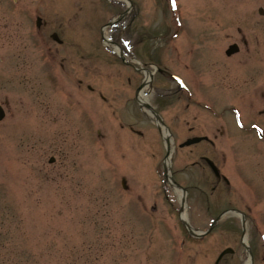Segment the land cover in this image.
Instances as JSON below:
<instances>
[{
    "label": "rangeland",
    "instance_id": "1",
    "mask_svg": "<svg viewBox=\"0 0 264 264\" xmlns=\"http://www.w3.org/2000/svg\"><path fill=\"white\" fill-rule=\"evenodd\" d=\"M133 1L135 21L130 13L108 31L139 46L140 59L127 65L104 50L101 36L123 2L0 0V103L8 112L0 122V264H246L244 243L252 247L253 264H264V141L240 133L237 144L247 150L226 162L219 153L231 143L218 133L231 121L223 117L227 105L256 91L261 100L264 0H179L187 26L175 43L167 39L178 28L167 1ZM37 15L45 22L40 29ZM54 31L63 44L51 38ZM196 33L206 36L203 49L213 45L223 56L206 51L210 72L199 93L218 112L195 103L188 108L166 72L155 74L146 90L178 144L207 134L219 148L202 142L175 151L171 173L188 190L189 217L204 229L212 217L240 209L246 234L232 213L205 238L188 234L176 193L161 183L163 132L137 99L138 61L197 79L184 69L189 53L174 49L190 46ZM236 41L242 51L229 58L225 50ZM211 57L224 62L214 67ZM250 94L246 112L257 114L264 105ZM202 155L213 156L234 186L213 191L211 172L193 165ZM228 248L234 252L219 263Z\"/></svg>",
    "mask_w": 264,
    "mask_h": 264
},
{
    "label": "flooded vegetation",
    "instance_id": "2",
    "mask_svg": "<svg viewBox=\"0 0 264 264\" xmlns=\"http://www.w3.org/2000/svg\"><path fill=\"white\" fill-rule=\"evenodd\" d=\"M44 26H45V24H44ZM240 31H241V29H240ZM191 37H193V38L191 40V45L190 46L186 47L184 43H183V45H181V48H182L183 51L188 52L189 54H192V56H193L192 59H191L192 65H186L184 69L185 70L188 69V70H190L191 73H193L194 75H197V79H193L191 77L189 79L192 82L194 89L197 92L200 93L205 88L204 87V82H205L204 81V76L208 73V71L210 72V66L206 65V64L203 65V63H204L203 59L206 58V57L209 58V55L207 54L206 51L210 50V51L214 52L216 55H220V56H222V54H221V52L218 51V49L214 48L213 45H210L209 47H206V48L203 49V42H204V38L206 36L197 35V33H196V35L193 34V35H191ZM242 42H243L244 47L249 46L248 39L243 34H242ZM234 43L237 44V46H238V50L234 54L228 55V51H227L228 47L225 50V54L229 58L237 56L242 51L240 43H238L237 41L234 42ZM234 43H232V45ZM221 61L224 62V59L223 58L213 59L211 57V60H209V63L213 64L214 67H215L218 64H221ZM244 62H245V60L241 59L240 63L243 64ZM227 63H229L232 66V62H227ZM236 63L233 62L234 65H236ZM162 71L166 72L167 74L169 73V76L172 78L171 74H173V73L169 72L168 67L163 68ZM182 78L184 79L185 84L187 85V87L186 88H182V89L179 90L182 93L181 95H179V97H178L179 99L185 97L186 93L188 95H192V93H193L192 92V88L190 87L189 83L186 81V78H184L183 76H182ZM177 79H179V78L177 77ZM180 81H181V84H183L182 80H180ZM80 86H83L82 82H80ZM249 94L250 93L245 94L243 97H238L237 96L240 99V104H234V105H232V107H233L234 110H237L238 112L228 115V117L230 116V120L231 121L229 123L227 122L225 125H223L222 127L218 128L219 135L226 136L230 140L231 145L228 148L226 147L224 149V151L228 150L229 153H231V151H233L234 153L237 154V152H238L237 150L238 149L247 150V148H241L237 144V138L241 135L240 133H242V132L245 133V134H248V135H254L257 138V133L260 132V134H261L262 131H263V134L261 135L262 138L261 139L257 138V139L259 141H264V107L262 109H260L259 113H257V114H254V113L250 114V113L246 112L247 108H246V111L245 110L241 111V108L238 106V105H244L245 106L246 101L244 100V97L247 96V95L249 97ZM250 95L252 96L253 99H256L257 101H261L262 104L264 105V90H263V93L260 95L261 96V100H260V98H256L255 97L257 95V91L251 93ZM190 106H191V104L188 103L187 107H190ZM189 130H190V132H193L194 128L193 127H189ZM215 132H216V129H215ZM215 132L213 133L214 136H216ZM203 135H207V134H203ZM210 143H211V146H212L211 147L212 150L219 149L213 142H210ZM234 146H236V147H234ZM257 149L261 150V149H263V147H257ZM221 153L225 154V159L226 160L229 159L230 156L226 152H221L220 151L219 154H221ZM205 157H209V156L202 155L200 157L201 161L198 160L195 163L199 167H205V165H204V163H206L204 161ZM210 158L215 159V158H213V156L210 157ZM215 161H216V159H215ZM210 172L212 174L213 180H215V185L217 184L216 188L220 187L221 183H224L223 181L226 182L224 177H218L215 173L212 172V170H210Z\"/></svg>",
    "mask_w": 264,
    "mask_h": 264
},
{
    "label": "bare ground",
    "instance_id": "3",
    "mask_svg": "<svg viewBox=\"0 0 264 264\" xmlns=\"http://www.w3.org/2000/svg\"><path fill=\"white\" fill-rule=\"evenodd\" d=\"M108 42H109V41H108ZM109 44H110L111 46H114V45H112L111 43H109ZM145 73H146V75H147V83H149V81L151 80V76H152V74H151L150 72H145ZM148 87H149V84H148V85H145V86L142 88V90L140 91V95H139V97H140L141 101L144 102V103H149L148 93H147V90H146ZM164 136H165V137L168 136V132H167L166 130L164 131ZM172 156H173V148H172V151H171V155H170L169 158L167 159L168 164H170L171 159H172ZM177 193H178L179 195H183L181 190H177ZM183 217L186 219V217H187V212H186V211L183 212ZM247 264H251L250 259L247 261Z\"/></svg>",
    "mask_w": 264,
    "mask_h": 264
},
{
    "label": "water",
    "instance_id": "4",
    "mask_svg": "<svg viewBox=\"0 0 264 264\" xmlns=\"http://www.w3.org/2000/svg\"><path fill=\"white\" fill-rule=\"evenodd\" d=\"M2 118L1 116V111H0V119ZM204 137H195V138H192V139H189L185 144H192V143H196V142H199L201 140H203ZM214 167V166H213ZM215 169V167H214Z\"/></svg>",
    "mask_w": 264,
    "mask_h": 264
}]
</instances>
